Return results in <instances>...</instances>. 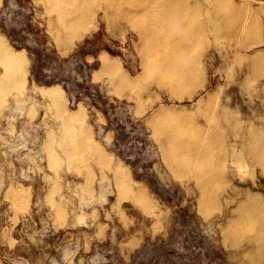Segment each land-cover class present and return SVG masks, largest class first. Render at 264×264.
<instances>
[{
	"label": "rangeland",
	"instance_id": "374dc122",
	"mask_svg": "<svg viewBox=\"0 0 264 264\" xmlns=\"http://www.w3.org/2000/svg\"><path fill=\"white\" fill-rule=\"evenodd\" d=\"M183 4L206 22L231 17L200 35L189 93L151 67L152 18L179 34L164 18ZM0 54L19 69L0 92V264H249L257 223L230 226L245 195L264 193L245 135L264 125V68H249L264 58V0H0ZM215 132L208 154L173 149Z\"/></svg>",
	"mask_w": 264,
	"mask_h": 264
},
{
	"label": "bare ground",
	"instance_id": "6f19581e",
	"mask_svg": "<svg viewBox=\"0 0 264 264\" xmlns=\"http://www.w3.org/2000/svg\"><path fill=\"white\" fill-rule=\"evenodd\" d=\"M197 6L198 4H183L180 8L183 9L181 12L177 11L176 13L169 15L168 18H164V23L169 21L178 24V27L176 28H179V34L172 32L170 30L172 29L171 27H166L164 24L161 26L163 21L160 16H154L152 18V23L156 24L153 28H151L152 32L161 33V35L157 37V40H155L151 46L152 50L159 56V59L155 61L151 67L154 71H161L163 74L176 75V79L173 82H170V84L173 90H176L179 93H189L203 77L200 62L198 60L199 54L195 50V46L200 39V35L209 29L208 22L212 23L211 30L216 28V30L219 31V25L221 22H229L231 20V17L228 15L230 12L225 11L221 12L218 20L209 19L208 22L203 21L197 16ZM215 23L216 25H214ZM231 29L233 32L237 33L238 36H241L244 32V37H242L243 41H250L247 33L249 27L246 22L237 23L234 21ZM0 58L4 62L5 68V74L0 75L1 92L9 89L14 83H17V79L15 77L19 69L17 67L18 61L15 56H8L4 59L3 54H0ZM103 64L108 69L112 66L111 62L107 59H103ZM249 68L252 72L257 73L261 68H264V58L261 60H251ZM121 79L123 78L121 77ZM126 83L129 84L130 80L128 79ZM203 109L209 120H212L217 114L214 107H210L208 102L204 103ZM73 119L74 118L70 116L63 119L67 135H69V133H75L71 127ZM196 135L197 133L193 136L187 135L183 144L173 149L190 156L194 152H197V150H201L207 154L212 152L211 149H213V141H216V145L220 146V132H215L205 136L202 144L198 146L193 142ZM245 135L246 138H248L247 147L249 148V154L252 157L253 162L264 167V125L249 129ZM218 151H220V149H218ZM204 158L205 157H203V159ZM207 158L211 163L213 156ZM245 163H247V161L243 157L241 167ZM241 167L239 168V173H241L243 168H245ZM205 174L209 178L219 180L222 177L223 172L219 168H210ZM201 176L203 175H200V177ZM210 181L212 180L207 178L201 182L202 187H208L207 191H205L201 196V200L207 203V208L217 204V196L216 193L211 191ZM245 196L244 200L240 201L234 208V211H237L239 220L236 223L231 224L230 231L233 234L237 233L238 229L242 228L243 233H245V231L249 229L253 230L252 226L256 222V234L254 235L253 240H251L255 251L251 255L247 256V259L249 264H264V193L256 195L248 194Z\"/></svg>",
	"mask_w": 264,
	"mask_h": 264
}]
</instances>
